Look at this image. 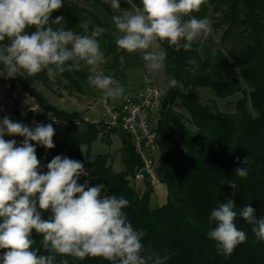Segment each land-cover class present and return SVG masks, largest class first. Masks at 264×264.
<instances>
[{"label": "trees", "instance_id": "16d2710c", "mask_svg": "<svg viewBox=\"0 0 264 264\" xmlns=\"http://www.w3.org/2000/svg\"><path fill=\"white\" fill-rule=\"evenodd\" d=\"M129 2L136 9L141 7L140 0ZM62 4L51 18L62 16L65 29L80 35H90L97 26L103 28L97 40L107 61L105 66H116L120 52L108 22L74 1L62 0ZM192 15L198 19H209L211 15L217 38L194 41L190 51L162 44L167 52L166 75L178 81V86H171L162 97L155 124L160 155L154 173L166 189L165 203L157 209L150 208L151 182L144 183L141 192L134 185L143 165L129 140L118 135L121 171H113L109 154L91 159L90 146L105 137L101 123H90L79 113L50 105L34 86L36 82L48 86L46 70L34 76L21 71L8 84V91L12 94L17 85L45 114L65 126L62 139L54 134L53 149L32 142L41 162L40 173L48 171L47 164L57 155L83 163L88 175L81 176L78 183L83 185L87 181L90 187L103 183L109 195L128 199L130 206L124 211L129 221L136 230L146 233L142 238L146 248L162 258L168 257L165 264H264V241L256 239L252 226L239 215L243 206L249 204L257 218H264V0H206L199 12ZM3 43L7 44V39ZM198 48L202 54L197 52ZM88 75L87 68L82 67L80 71L53 77L60 89L81 94L88 84ZM3 77L6 74L0 75L4 86L7 82ZM196 88L210 90L217 100H226L239 92L242 95L235 103V113L224 114L203 104ZM14 105L15 114L22 118L16 99ZM177 106L187 117L174 109ZM110 135L103 139L106 145L110 144ZM244 166L248 175L242 179L236 175V169ZM233 181L237 183L235 189L230 187ZM228 199L235 202V224L246 233L247 240L230 256H224L217 253L216 242L208 237V232L216 227L215 222L210 223L211 212ZM38 211L42 219L49 218V212L39 208ZM32 238L36 241L34 247H40L42 237L34 229ZM5 251L0 249V257ZM41 254H46L42 248ZM64 259L69 264H112L99 257L80 261L59 254L54 264H61Z\"/></svg>", "mask_w": 264, "mask_h": 264}, {"label": "clouds", "instance_id": "9594fccd", "mask_svg": "<svg viewBox=\"0 0 264 264\" xmlns=\"http://www.w3.org/2000/svg\"><path fill=\"white\" fill-rule=\"evenodd\" d=\"M140 2V8L124 10L111 19L118 33V49L140 53L149 72L164 68V42L190 51L194 41L207 38L212 31L209 19L192 15L206 0ZM62 6V0H0V75L14 78L23 71L34 76L44 70L60 75L87 67L89 85L105 100H127L120 81L101 69L107 61L97 37L104 29L94 27L90 35L65 29L62 16L51 18ZM111 8L120 10V0H111ZM53 24L60 26L54 28ZM197 52L202 54V49ZM170 85L177 87L178 81L173 79ZM6 134L25 139L17 146L15 140L4 139ZM54 134L51 123L36 124L34 129L7 117L0 123V249L6 250L0 257L2 264H54L57 254L80 261L99 257L112 264H165L168 257L146 248L142 243L146 233L129 221L124 211L130 206L128 199L109 195L103 183L92 187L87 181L78 183L81 176L88 175L83 163L57 155L47 164L48 171L40 173L41 162L32 142L53 149ZM247 162L246 158L244 165ZM236 175L246 178L248 168L236 169ZM230 187L235 189L237 183L231 182ZM38 208L49 212V218L42 219ZM235 208V202L228 199L210 216L216 227L208 237L216 242L217 253L224 256H230L247 240L235 224ZM239 215L252 226L256 239L264 241V218H257L249 204ZM33 229L42 237L40 247H34ZM41 248L46 254H41ZM61 264L69 262L64 259Z\"/></svg>", "mask_w": 264, "mask_h": 264}, {"label": "rangeland", "instance_id": "374dc122", "mask_svg": "<svg viewBox=\"0 0 264 264\" xmlns=\"http://www.w3.org/2000/svg\"><path fill=\"white\" fill-rule=\"evenodd\" d=\"M79 5L87 8L88 10L97 14L100 18L104 19L108 22L110 26V32L116 40L117 29L115 28L114 23L112 22L111 17L113 15L119 14L124 10H133L136 9L129 2V0H120L121 8L120 10H113L111 8V0H71ZM209 20L211 24L213 22L212 16L210 15ZM208 37H212L214 39L217 38V33L212 29L211 33ZM204 37L198 38L196 41L202 43L204 41ZM120 58L118 63L114 67H107L105 64L101 65V69L103 70L105 75H111L120 83L125 89V95L130 96L134 95L137 92L142 90V87L145 82H148L154 85L164 96L166 92L170 89V81L173 80L171 76L166 75L165 72V63L164 68L160 72H149L142 60V56L140 53L129 54L126 51L119 50ZM87 68V67H86ZM88 70V68H87ZM89 72V71H88ZM47 77L49 79L48 86H43L40 82L35 83V89L44 97V99L52 106H55L59 110H63L68 113H82L87 117L88 120H94L100 116V107L99 102L103 97L101 92L89 85V83L84 86L83 92L81 94H76L75 92H66L59 88L56 84V80L53 75H49L47 70ZM4 78V77H3ZM6 79V78H5ZM2 83L0 82V88H2ZM241 88L244 89V85H241ZM195 92L197 93L200 101L203 104H207L217 111L224 114H233L235 113V103L241 97V93L235 94L233 97L228 98L226 100H217L213 93L210 90L196 88ZM13 93L17 98V102L19 103V108H25L29 104H31V100L22 92V90L16 85L13 89ZM111 101V99H108ZM113 101V100H112ZM121 99L113 101L115 104H118ZM89 107V108H88ZM18 108V109H19ZM176 111L180 112L183 116L187 117L185 111L180 107L174 108ZM249 111L252 113L250 106H248ZM45 117L49 116H40L38 120H43ZM37 120V121H38ZM153 120L156 124L158 120V114L153 116ZM45 124L51 123L50 121L44 122ZM40 124V123H39ZM55 129L56 135L62 139L65 132V126L59 122L51 123ZM110 134L105 133V137ZM111 136V135H110ZM112 142L110 144H103L101 140H97L93 143L89 148V152L93 158L97 155L101 154H109L111 156V164L114 172H119L123 169L121 164V142L118 135H113ZM104 137V138H105ZM159 149H156L154 153V160L157 165L159 159ZM155 165V166H156ZM155 176V174H154ZM149 181L152 184V187L156 186V176ZM135 187L138 192L143 191L144 182L140 177L138 180L136 179ZM155 185V186H154ZM162 196H160L158 189L155 188L150 201V208L157 209L161 206Z\"/></svg>", "mask_w": 264, "mask_h": 264}, {"label": "built area", "instance_id": "2783aa9c", "mask_svg": "<svg viewBox=\"0 0 264 264\" xmlns=\"http://www.w3.org/2000/svg\"><path fill=\"white\" fill-rule=\"evenodd\" d=\"M8 89L9 85L6 83L0 92V123H2L4 117H7L13 122H19L24 125L29 123L31 128L34 129L36 124L47 121L55 122L53 119L38 120L45 113L40 108L37 111H33V108L38 107L36 104L21 112L22 118H19L15 114L14 104L16 97ZM127 97V100L121 99L118 104L103 98L100 101L102 116L97 123H101L104 133L121 134L129 140L134 153L140 158L143 165L138 173L141 170H145L148 174V180H152L155 177L154 153L158 149V135L155 131L153 116L157 115L161 109L163 95L154 85L145 82L141 91ZM4 139L15 140L17 146H20L25 138L6 134ZM138 173L136 174L137 180L140 178Z\"/></svg>", "mask_w": 264, "mask_h": 264}, {"label": "crops", "instance_id": "0c3cea01", "mask_svg": "<svg viewBox=\"0 0 264 264\" xmlns=\"http://www.w3.org/2000/svg\"><path fill=\"white\" fill-rule=\"evenodd\" d=\"M3 86V85H2ZM3 88V87H2ZM2 88H0V92L2 91ZM14 94V93H13ZM15 95V94H14ZM27 96V95H26ZM16 97V96H15ZM28 97V96H27ZM29 98V97H28ZM30 100H31V104H29L28 106H26L25 108H19V103H18V108H19V111L20 112H24L27 108H29V107H32V106H34L35 105V102L31 99V98H29ZM103 99V97L101 98V100ZM16 100H17V98H16ZM100 100V101H101ZM112 101V100H111ZM99 107H100V111H101V113H100V116L98 117V118H96V119H94V120H88L87 119V117L86 116H84L82 113H80V115L83 117V119L85 120V121H88V122H90V123H97L99 120H100V118H101V116H102V109H101V106H100V102H99ZM89 108V107H88ZM46 116H49L48 114H45ZM45 120L47 119V120H51L52 118H50V117H45L44 118ZM51 123H55V122H51ZM62 124V123H61ZM64 125V124H63ZM112 137H114L113 135H111V136H109V138H108V140L110 141V143L112 142ZM59 138V137H58ZM60 139V138H59ZM103 139H104V137H101V142L103 143V144H105L104 142H103ZM91 148V147H90ZM85 150V148H83V151ZM90 153V152H89ZM90 158L91 159H94L93 158V156H91V154H90ZM155 186V185H154ZM155 188H157L158 189V192H159V194H160V196H162V201H161V206L165 203V198H166V189H165V187L163 186V185H161L159 182H156V186L155 187H153V191H154V189Z\"/></svg>", "mask_w": 264, "mask_h": 264}, {"label": "water", "instance_id": "95a60500", "mask_svg": "<svg viewBox=\"0 0 264 264\" xmlns=\"http://www.w3.org/2000/svg\"><path fill=\"white\" fill-rule=\"evenodd\" d=\"M164 43H165V45H166L168 48H170V49H174V50L177 49L175 46H173V47H169V45H168L167 42H164ZM12 80H13V78L6 77V82H7L8 84H10V83L12 82ZM26 125H27L29 128H31V126H30L29 123H26ZM138 176L142 178V180H143L144 183H146V182L149 181V180H148V174H147V171H145V170H141V171L138 173Z\"/></svg>", "mask_w": 264, "mask_h": 264}]
</instances>
